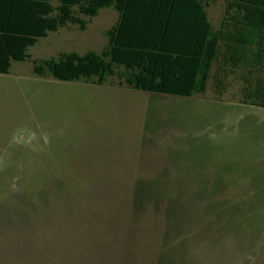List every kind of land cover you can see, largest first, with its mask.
Wrapping results in <instances>:
<instances>
[{
  "label": "rangeland",
  "instance_id": "obj_1",
  "mask_svg": "<svg viewBox=\"0 0 264 264\" xmlns=\"http://www.w3.org/2000/svg\"><path fill=\"white\" fill-rule=\"evenodd\" d=\"M220 26L228 0H208ZM112 8L32 59L106 44ZM0 74V264H264V108Z\"/></svg>",
  "mask_w": 264,
  "mask_h": 264
},
{
  "label": "trees",
  "instance_id": "obj_2",
  "mask_svg": "<svg viewBox=\"0 0 264 264\" xmlns=\"http://www.w3.org/2000/svg\"><path fill=\"white\" fill-rule=\"evenodd\" d=\"M208 0H0V74L30 61L39 77L94 85L116 78L138 91L193 96L210 80L218 97L232 82L239 102L264 108V0H228L215 28ZM115 23L106 44L32 59L29 48L70 25L86 29L102 9Z\"/></svg>",
  "mask_w": 264,
  "mask_h": 264
}]
</instances>
